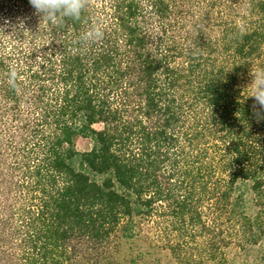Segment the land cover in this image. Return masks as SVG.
<instances>
[{
  "label": "trees",
  "instance_id": "trees-1",
  "mask_svg": "<svg viewBox=\"0 0 264 264\" xmlns=\"http://www.w3.org/2000/svg\"><path fill=\"white\" fill-rule=\"evenodd\" d=\"M34 12L0 0V26L27 30L0 31V264H119L114 239L150 220L177 264L219 262L226 221L264 239L248 96L264 0H89L62 24ZM93 27L103 38L83 42Z\"/></svg>",
  "mask_w": 264,
  "mask_h": 264
},
{
  "label": "rangeland",
  "instance_id": "rangeland-1",
  "mask_svg": "<svg viewBox=\"0 0 264 264\" xmlns=\"http://www.w3.org/2000/svg\"><path fill=\"white\" fill-rule=\"evenodd\" d=\"M89 148L88 140L78 141L79 150ZM247 212H256L252 202L248 203ZM159 226L161 227V224L154 220L146 221L137 228L134 238L114 239L112 251L116 258L115 263L177 264L168 248V243L172 242L173 238L168 237L166 231ZM222 227L227 238L231 240V244L225 248V256L219 262H210V264H264V239L257 244H250L238 236L240 228L233 222L226 221Z\"/></svg>",
  "mask_w": 264,
  "mask_h": 264
},
{
  "label": "clouds",
  "instance_id": "clouds-1",
  "mask_svg": "<svg viewBox=\"0 0 264 264\" xmlns=\"http://www.w3.org/2000/svg\"><path fill=\"white\" fill-rule=\"evenodd\" d=\"M30 5L35 10L34 14L40 16L42 21L63 23L70 19L79 21L82 13L89 4V0H29ZM4 27H11L13 35L19 32H27L25 20L18 18L13 24L10 20H5L0 31L3 32ZM103 38V31L99 27H93L83 33L80 39L83 42H96ZM254 77L251 87V93L248 96L254 97L255 103L253 111L257 122L264 120V69L256 70L251 73ZM17 73L15 69L10 70L8 83L11 87H16ZM259 106V110L257 109Z\"/></svg>",
  "mask_w": 264,
  "mask_h": 264
}]
</instances>
